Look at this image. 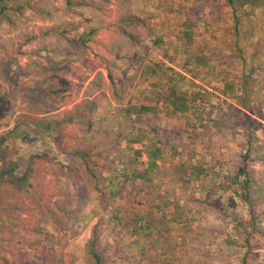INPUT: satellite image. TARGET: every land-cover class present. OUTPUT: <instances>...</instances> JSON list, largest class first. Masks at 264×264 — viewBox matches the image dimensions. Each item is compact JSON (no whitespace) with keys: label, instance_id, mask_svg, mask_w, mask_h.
I'll list each match as a JSON object with an SVG mask.
<instances>
[{"label":"rangeland","instance_id":"374dc122","mask_svg":"<svg viewBox=\"0 0 264 264\" xmlns=\"http://www.w3.org/2000/svg\"><path fill=\"white\" fill-rule=\"evenodd\" d=\"M100 1L109 12L121 6ZM166 1L152 0L142 17L157 10L153 22L162 26L163 11H171ZM196 1L205 0H189L185 13L192 31L189 55L213 48L219 67L205 63L202 80L192 77L199 66L183 60L178 45L160 42L157 50L166 54L174 81L148 73L137 78L130 69L120 76L132 49L114 47L108 61L86 64L122 71L108 76L107 85L98 71L81 90L86 77L70 86L72 78L41 63L56 53L55 31L74 0H0V172L21 176L30 170L21 185L9 173L0 177V264H93L91 249L102 264H136L149 242L138 231H123L120 246L128 249V259L117 257L112 232L121 227L116 221L113 230L109 220L118 207L124 220L128 207L143 214L151 208L164 218L178 244L170 264H264V0H209L222 24L210 31L201 25L199 34L191 21ZM172 21L180 22L179 12ZM142 30L138 38L151 36ZM95 50L100 54L91 45ZM113 51L124 60L113 59ZM155 80L161 91H155ZM63 81L66 92L58 90ZM93 85L105 90L94 94ZM185 100V114L169 120L171 103ZM154 150L151 166L147 154ZM149 169L161 171L150 180L143 175ZM109 180L118 195H109ZM156 194L152 204L144 201Z\"/></svg>","mask_w":264,"mask_h":264},{"label":"crops","instance_id":"0c3cea01","mask_svg":"<svg viewBox=\"0 0 264 264\" xmlns=\"http://www.w3.org/2000/svg\"><path fill=\"white\" fill-rule=\"evenodd\" d=\"M166 3L169 5L167 8L171 9V11H163L164 17L162 21L164 24L161 26V24L156 25L157 23L153 22V17L157 15L155 13H158L157 10L155 13L151 12L148 14L150 15V18L142 17V15H145L143 14L146 10L145 7L150 6L152 4V0H131L132 10H127L128 0H122L121 3L118 0H115L114 2L109 3L111 8H119L118 5L121 4L118 12L106 11L108 10L107 5L103 7L100 0H74L75 5L71 6L73 10H69L67 15L61 16L62 21H64V25L55 31L56 39L52 43V47L53 49H56V53L53 52L51 59H48V57H42V66H45V68L49 67L50 70L62 72V74H64L65 77H68V79L72 78V82L69 84L70 86L74 84L76 78L86 77L87 79L83 81L84 86L81 87V90L91 86L98 71L101 73L99 75L103 76V79L105 80L104 84L107 85V80L109 81L108 76L113 78L116 75V71H120V69L115 68L114 72H111L113 70L109 68V64L108 67L98 64L94 69H91L86 62L88 61L90 63L96 59L108 61L110 59L108 53L111 51H109V49L122 47V50L124 49L126 51L132 49V52L129 58V60H131L128 64L129 67L125 70V72H121V70V73H119L120 76L128 75L131 72L133 76L139 78L140 76H145L148 73V75L157 76V79L164 78L165 82H172L174 81L173 77L175 74L168 73L165 66V62H167L165 53H167V51L164 50L165 55L163 56V54L157 50L159 45H161L160 42H164L165 45L163 46H168V43L170 46L171 44H175V46L178 45L180 48L178 53L179 56L183 57V60H188V63H191V60H193L192 63L196 67L199 66L196 73L191 74L190 76L193 77L194 75L196 78L202 80V77L204 76L202 68L205 63L207 65L210 64L211 69L213 70L216 66H220V61L215 54V50L212 48V51H208L206 47H201L203 52L199 49L196 57L193 58L189 55L188 48L191 47L189 36H191L192 31H190V22H188L185 18L186 10L189 9L190 5L189 0H168ZM214 6V3L212 2L205 3L203 9L201 8L197 10V14L195 16L193 15L191 19V21H193V31H196L195 29H197L199 34L202 30L201 25H203V28L207 31H210V29H213L214 24H222V21H220L214 14ZM177 7L178 9L176 10ZM150 9H152V7ZM178 12L180 15V22L176 23L172 21V18L173 15L175 16ZM159 13L162 14L160 11ZM209 19H211V25H208L210 23ZM162 21H160V23ZM234 25L239 28L238 24ZM142 29L147 30L149 32L148 35L151 36L138 38V35H140L139 31H143ZM173 32H175L174 35ZM188 32L190 33L188 34ZM211 32L215 34L212 30ZM237 34L238 33L236 32L234 35L235 38L237 37ZM234 36L232 37L234 38ZM196 37L198 38L197 35ZM233 38H231L232 41L235 40V38ZM206 44H212L214 47L217 46L214 39H211L210 44L209 42L202 43L203 46ZM91 45L98 46L100 48V54H97L98 52H96V50L95 53L90 52ZM262 50L264 59V44ZM121 55L122 54L114 51L111 53V57L114 56L113 59L116 61L124 60ZM185 56L186 58H184ZM48 60L52 61L51 65L46 64ZM146 62H149L148 66ZM185 74L186 73L180 76V78L185 79L187 84L189 73L186 74V77ZM53 83L55 84V82ZM66 83V81H63L60 84L62 88H58V90L60 89L59 91H61L63 89L64 92H66V90H68ZM155 83H158V87L155 91H161L162 89L159 86L160 80H155ZM175 84L176 83L170 84L168 87L169 90L175 88ZM27 85L28 84L25 83L23 92L27 89ZM64 87L67 89H64ZM197 87L200 89L199 91H201L202 87L198 85ZM93 88L94 91H96L94 94L105 90L103 87H97L96 85H93ZM109 99L113 102L111 98ZM182 101L184 102V100ZM183 102L179 103L176 101L171 103L172 112L167 113L169 120H174L172 119V116L174 117V115L185 114L186 110L183 111V108H187V101L185 100V103ZM153 110L155 112L157 109L155 108ZM157 114L158 113L156 111V114L154 115Z\"/></svg>","mask_w":264,"mask_h":264},{"label":"trees","instance_id":"16d2710c","mask_svg":"<svg viewBox=\"0 0 264 264\" xmlns=\"http://www.w3.org/2000/svg\"><path fill=\"white\" fill-rule=\"evenodd\" d=\"M2 1L5 2L8 0H2ZM228 1H231V0H228ZM253 1L254 0H241L240 4L252 3ZM210 2L211 1L209 0H205L200 3H197L196 1L193 3L192 9L193 10L201 9L205 5V3H210ZM154 151H152L153 153L151 152L147 154L148 159H149V164L151 166L155 165L154 159L157 153L156 151L155 152ZM160 151L162 152V150ZM160 171L161 170H157L156 172H153L152 170L149 169L143 175L147 177L150 175H154V173L158 174V172ZM29 172H30L29 167H27L21 176H13L10 174V170L5 168L4 170L0 172V177H3V176L6 177V174L9 173L10 178L13 180L16 179L17 181H20L18 182V184L21 185V182H23V180H26L27 176L29 175ZM165 173L171 175L169 170H165L164 174ZM187 173L190 174L192 172H187ZM113 177L116 178V176H113ZM171 177L173 178L174 176L171 175ZM151 178L152 177L150 176L148 179L151 180ZM127 179H134V176L133 175L125 176L122 179V181L127 180ZM110 181L111 180H109L107 184V188L109 189L108 191L109 195H114V194L118 195L117 189L114 188V184H112V181L111 182ZM139 192H142V191L139 190ZM157 195L158 194L150 197V199L145 196L144 201L147 204H152L151 201L154 200ZM141 201L142 200H137V202L142 203ZM124 210L126 211V214L124 216L125 220L123 218L121 219V213H122L121 208L119 209L118 207L114 210V212L113 211L110 212L111 219L109 221L113 222L112 229L115 230L117 226L115 224L116 221L120 223V227H121L118 232H112L115 235L113 246L114 247L117 246L120 252V253H117L118 258L128 259L127 258L128 256L126 255L128 249L120 246L122 244L121 240H119V238L121 237L120 234H122L124 231L126 235L130 236L134 234L136 231H138L141 236H144L145 238H147V241L149 242V249L147 250V252L143 253L142 256H139V259L138 261H136V264H170L177 259L174 253H175V249L178 247V244L171 238L169 234L168 225L166 221L164 220V218L155 216L151 208L144 214L134 211L131 207L125 208ZM157 248H159L161 255H168L167 258H164V257L158 258L157 251H156ZM90 252L92 255V259H93V264L103 263L102 258L97 251H95L94 249H91ZM213 258L214 257H211L210 259H213ZM199 264H207V261L205 260L203 262H199Z\"/></svg>","mask_w":264,"mask_h":264}]
</instances>
